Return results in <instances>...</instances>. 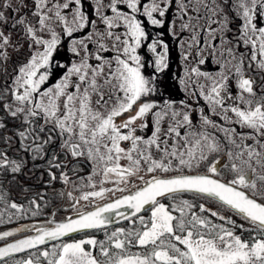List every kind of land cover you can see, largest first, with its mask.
Instances as JSON below:
<instances>
[{"label": "snow or ice", "instance_id": "obj_1", "mask_svg": "<svg viewBox=\"0 0 264 264\" xmlns=\"http://www.w3.org/2000/svg\"><path fill=\"white\" fill-rule=\"evenodd\" d=\"M261 19L264 0H0V224L41 214L45 194L17 181L28 158L47 164L48 184H74L68 156L101 177L79 198L61 193L75 217L0 231L13 238L0 264H264ZM166 24L182 40L183 91L207 111L148 99L157 87L140 50L155 56L154 73L166 69L168 44L147 30ZM65 39L74 60L55 64L63 74L49 83ZM210 59L217 75L199 67Z\"/></svg>", "mask_w": 264, "mask_h": 264}, {"label": "flooded vegetation", "instance_id": "obj_2", "mask_svg": "<svg viewBox=\"0 0 264 264\" xmlns=\"http://www.w3.org/2000/svg\"><path fill=\"white\" fill-rule=\"evenodd\" d=\"M170 19L171 18L169 15V20ZM238 23L239 21H237V24ZM261 24H264V19H261ZM147 30L150 33L151 38L162 39L163 41L168 40L167 44H169V51L167 56L168 67L159 73H154V68H153L154 58L152 61V57L155 56L151 52L147 53L145 49L142 48L141 55L146 64V68L144 71L146 75H150L153 77L157 87V92L154 93L148 99L156 103H162L165 100L174 101L176 104H179L180 101L183 100L191 104L194 109L198 110L200 107H204L205 111H207V104L202 98L192 97L190 93L186 94L183 91V85L180 84V82H176V83L172 82V81H177L178 79H180L181 75L184 74L185 62L182 57H180L182 59L178 60L177 56H175V51H171V48L174 47V40L168 32V24L165 25V28L163 30L148 25ZM161 31L163 32L162 36L159 35ZM193 66H194V61H193ZM199 67L201 68L202 71L210 75H217L219 71L215 59L213 61L212 59H210L204 65H200ZM60 70L61 69H56L55 64H53L51 71H53L55 75L57 73H60ZM159 79L160 80L167 79L169 82L168 85H166L164 81L162 82V84H160L158 82ZM230 87H231V92L235 94L237 89L235 88L234 80L232 81ZM193 115H194V119H198L195 113ZM213 118L219 120L218 116H214ZM140 134L147 136L150 135V132L146 130ZM216 156L217 158L223 160L224 164L230 163L227 160V158L223 155V153L216 154ZM28 159H29L28 167L25 170V173L19 174L17 176V181L19 182V185L28 188L32 193L41 192L45 194L44 200L41 201L42 204L41 214L36 217H31L29 215L22 219L21 218L14 219L11 223L5 222L3 224H0V231L12 230L26 224L30 225L34 223H43L49 219H53V215H52L53 213H55L54 219L56 221L64 220V218L68 216L75 217V212L71 210L70 207L73 201L64 195H61V193L71 192L73 197L79 198L83 192L94 190L91 187L87 186L89 184L88 178L90 176L92 177L91 182L95 183L97 186L96 190H98V188L101 186L100 185L101 177L98 175H93L94 165L90 161H88L85 157L74 159L71 156H68L66 167L62 169L72 178L75 187L73 183L64 184L63 181L60 179L51 182V184H48L49 177L47 175V167H48L47 164L44 161H36L35 163L40 164L41 167L33 169V162L30 160V158ZM60 160L64 161L65 157L61 155ZM73 169H75V172L73 171ZM222 171L224 173L225 179L231 178L232 174L229 172L228 168H222ZM42 173H43V177L41 178ZM77 177H82L83 180L77 179ZM149 178L150 176L145 179H149ZM139 183L141 182L140 181L132 182V184H139ZM112 186L114 187V185ZM9 187L11 188L12 196L17 200V202L26 203L24 199V193L20 191V188L17 186L15 182L10 180ZM115 195L120 196L122 194L117 192L115 193ZM109 196L111 197V194H109ZM106 202H108V200L97 199L95 201V203L97 204H103ZM165 203H167V201H165ZM208 206L215 208V205L211 203ZM78 208H80L81 210H87L86 202L81 201V204L78 205ZM144 215L147 216L148 213H144ZM128 226H129L128 221H121L119 224H115L111 226L110 230L114 227H128ZM95 235H97L98 239L104 238L103 233H96ZM82 236L83 234H78L76 235V238L80 239L82 238ZM16 238H22V234L18 233ZM12 240L13 238H9L8 241L6 242H12ZM6 242L0 241V246H3V244Z\"/></svg>", "mask_w": 264, "mask_h": 264}, {"label": "rangeland", "instance_id": "obj_3", "mask_svg": "<svg viewBox=\"0 0 264 264\" xmlns=\"http://www.w3.org/2000/svg\"><path fill=\"white\" fill-rule=\"evenodd\" d=\"M86 7H87V3H86ZM89 13L91 14V9H89ZM170 15V18H172V16L174 15V12L173 13H170L169 14ZM94 18V17H93ZM168 32H169V26H168ZM77 35H81V34H77ZM173 38V37H172ZM152 39H154V38H152ZM173 40H174V47L173 48H171V51H175V56H177V59L178 60H180V59H182V58H180V57H182V55H181V53L183 52V50H184V48L181 46V44H182V40H179V39H175V38H173ZM165 41V43H167L168 42V40H164ZM70 47V45H69V42H68V40L67 39H65L64 41H63V44H62V46L60 47V49H59V52H58V54H57V56H56V60H55V63L54 64H60V65H65V64H68L70 61H72V60H74V57H72V54H71V52L70 51H68V48ZM168 48H169V44H168ZM143 49H145V51L147 52V53H149V51H148V49H147V47H144ZM142 51V49L140 50V52ZM21 58H23V57H21ZM153 58H154V60H155V57H152V61H153ZM13 59H16V57L14 56L13 57ZM214 59H212V61H213ZM179 62V61H178ZM62 74H63V69H61L60 70V73H57L52 79H50V82L49 83H54L55 81H57L61 76H62ZM184 76V74L183 75H181V77L180 78H182ZM167 79H162V80H158V82L160 83V84H162V82L164 81V83L166 84V85H168V80L166 81ZM180 81V79H178L177 81H172L173 83H176V82H179ZM121 163L122 164H127V161L126 160H122L121 161ZM141 175H144V178H147V177H149V175H147V174H144V173H141ZM137 182V181H139L138 179H135V178H133V180H132V182ZM97 182H98V179H97ZM131 182V183H132ZM108 184H111V183H108ZM108 184H104L105 186L104 187H106V188H108V187H113L112 185L113 184H111V185H108ZM107 185V186H106Z\"/></svg>", "mask_w": 264, "mask_h": 264}]
</instances>
